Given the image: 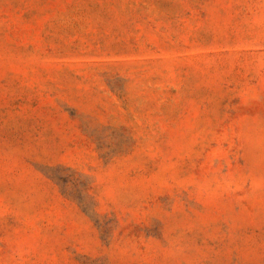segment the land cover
I'll return each mask as SVG.
<instances>
[{
  "label": "rangeland",
  "instance_id": "374dc122",
  "mask_svg": "<svg viewBox=\"0 0 264 264\" xmlns=\"http://www.w3.org/2000/svg\"><path fill=\"white\" fill-rule=\"evenodd\" d=\"M0 264H264V0H0Z\"/></svg>",
  "mask_w": 264,
  "mask_h": 264
}]
</instances>
